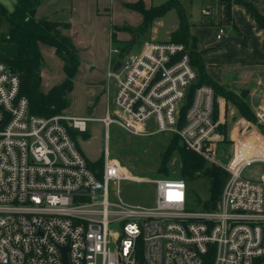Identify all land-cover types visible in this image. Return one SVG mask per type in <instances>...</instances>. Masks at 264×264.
<instances>
[{"label":"built area","instance_id":"built-area-1","mask_svg":"<svg viewBox=\"0 0 264 264\" xmlns=\"http://www.w3.org/2000/svg\"><path fill=\"white\" fill-rule=\"evenodd\" d=\"M109 51L122 59L105 72L116 85L115 111L107 106L102 118L30 114L18 75L0 61V264H65V246L68 264H205L210 250V264H264L262 139L236 138L211 210L187 208L184 179L132 175L107 149L98 175L87 165L70 131L86 132L95 120L137 136L173 132L198 154L218 138L215 92L199 83L190 46L144 40L136 53ZM255 116L264 125V111ZM255 163L260 179L243 176ZM121 180L153 185L155 205L129 204L116 186L111 199Z\"/></svg>","mask_w":264,"mask_h":264},{"label":"crops","instance_id":"crops-1","mask_svg":"<svg viewBox=\"0 0 264 264\" xmlns=\"http://www.w3.org/2000/svg\"><path fill=\"white\" fill-rule=\"evenodd\" d=\"M137 1L148 8L167 0L40 1L34 13L35 19L68 25L61 30L70 38L78 55L73 87L78 82L87 84L94 78L104 77L106 70L112 66L111 60L117 59L116 55H110L111 45L120 47L117 41L128 39L127 31L122 29L126 25L132 26L127 23L128 17L132 13L137 14V26L141 23L140 13L127 6ZM178 1L187 18L189 34L195 41L191 48L194 57H199L201 61V64L194 65L199 75L203 73L219 87L239 96L254 114L264 111V29L257 25L250 10L240 3L251 2L264 16V0ZM203 8L210 10V14L203 16ZM168 15L165 32L170 33L178 27V16L174 9L168 11L165 17ZM163 24L162 20L153 23L150 38H156L157 27ZM218 28L224 30L219 39L216 38ZM39 48L43 58L41 86L43 91H47L65 79L63 62L54 48L44 44H40ZM216 105L218 117L214 114V118L228 128L224 138H264L256 130L242 135L240 129L247 121L240 119L234 106L223 97H216ZM65 113L83 116L70 113L68 108Z\"/></svg>","mask_w":264,"mask_h":264},{"label":"rangeland","instance_id":"rangeland-1","mask_svg":"<svg viewBox=\"0 0 264 264\" xmlns=\"http://www.w3.org/2000/svg\"><path fill=\"white\" fill-rule=\"evenodd\" d=\"M14 3L15 0H0V5H2L8 12L13 10ZM1 11L2 9L0 8V13ZM132 14L133 15L128 17L129 21H127V23H131L130 25L132 26L129 27L126 25L127 28L123 29L127 31L128 39L125 41H117V44L120 47H124L125 45L128 46L135 36H138L135 42L130 45L128 53L138 52L144 40L171 41V32H165L168 27L167 20L169 15L165 17L166 14H164L163 16L155 19L147 30L139 31L137 29V14ZM157 20H162L164 24L157 27L158 31L156 32V38H150L153 33L152 25ZM0 22V33L5 32L7 25L3 20H1V18ZM128 28H131V30ZM115 58L122 59V56L116 55ZM115 87L116 85L114 81H109L107 84L105 74L103 78L102 76H99L87 84H84L83 82L74 84V87L67 95L69 112L89 115L93 118L102 117L105 115L106 107L109 106L110 111L114 113L115 105L113 101ZM40 89L44 93L50 90L43 91L41 84ZM92 90L94 91V94H92ZM221 97H223L226 102L234 106L236 114L240 119L245 122L247 121L245 123L246 125L242 126L240 129V133L242 135L254 130L264 135V131L260 127L262 126L264 128V125H259L257 123L255 114L248 106H246V110L249 112V115L247 116L239 111L236 104L233 102V99H228L224 96ZM235 98L237 101L242 102L239 96L236 95ZM62 114L70 115L65 113V111ZM215 117H218L217 105ZM222 124H219L217 127L218 138H214L210 143L206 144L203 154H196L200 155L205 160V167L215 166L221 168L226 172L228 178L229 172L227 170V165L234 151L236 138H224L228 128L224 123ZM151 130L152 128L149 126L145 129L146 132H150ZM76 139L81 153L88 161L98 163L99 166L97 170L99 171L102 169L107 149L109 160L116 161L118 164L126 168L132 175L143 178L189 179L182 173V160L178 152V147L183 146L187 150L190 149L187 148V146L173 132H160L137 136L124 131L114 124L106 130L100 121L95 120L88 123L87 133L83 136L76 137ZM257 139H262L264 141V138ZM162 160L164 162V167L159 169ZM262 168L263 165L260 163L252 164L244 169L243 176L255 180L260 179ZM191 179V181L187 182L188 189L191 190L192 193L197 194L200 200H205L209 194L208 177L203 176L200 172H197ZM113 186L118 188L121 199L129 204L145 207H152L155 205L156 190L153 185L145 182L121 180L117 184H111V199L113 198ZM198 208L199 206L195 209L198 210Z\"/></svg>","mask_w":264,"mask_h":264},{"label":"trees","instance_id":"trees-1","mask_svg":"<svg viewBox=\"0 0 264 264\" xmlns=\"http://www.w3.org/2000/svg\"><path fill=\"white\" fill-rule=\"evenodd\" d=\"M40 1L15 0L11 12H8L0 5L2 9L0 18L7 25L6 31L0 33V61L5 63L8 68L12 69L18 75L20 80V94L28 100L29 113L49 117L55 114H62L68 108L67 95L73 87V78L78 67V55L70 38L61 30V28H67V24H60L59 22L49 20H37L34 18L35 10ZM240 3L250 10L257 25L264 29V16L254 8L253 4L251 2ZM127 6L140 13L142 17L141 23L137 27L139 31L147 30L155 19L174 9L178 16V27L171 32V41L183 43L191 48L194 46V38L189 34L187 18L178 0H167L158 6L148 8H145L141 1L127 4ZM124 28H127V26H124L122 29ZM128 29L131 30V28ZM40 44L54 48L57 56L63 61V71L65 73L64 81L59 85L53 86L46 93L40 89V72L43 64V58L39 48ZM127 47V45L120 47L122 53L126 51ZM192 50L190 51L191 64L193 66L196 63L201 64L199 57H194L195 54ZM199 83L210 85L214 89L215 97L220 95L228 99H233L239 111L244 115H249V112L246 110V104L237 101L235 94L219 87L203 73L200 74ZM252 120L254 121L253 118ZM260 127L264 131V128L262 126ZM86 133L87 131L83 133L70 131L71 137L78 148L76 137L83 136ZM178 152L182 160V173L189 178L188 180L184 179L186 183L191 181V178L197 172L202 173L203 176L209 179V194L205 200H200L197 194L192 193L188 189L187 208L195 209L199 206L198 210L213 209L216 206L226 181V172L215 166L205 167V160L200 155L185 149L183 146L178 147ZM86 161L87 165L98 175L100 172L97 170L99 164L92 163L87 159ZM163 167L164 162L162 160L159 169ZM211 261L212 251L210 250L206 255L205 264H210Z\"/></svg>","mask_w":264,"mask_h":264},{"label":"water","instance_id":"water-1","mask_svg":"<svg viewBox=\"0 0 264 264\" xmlns=\"http://www.w3.org/2000/svg\"><path fill=\"white\" fill-rule=\"evenodd\" d=\"M137 37H138V36H135L134 39L130 42V44H129L128 47H127V50H129L130 45H131L132 43L135 42V40H136ZM119 67H120V61H116V62L114 63V65H113V67H112V70H113V71H117V69H118ZM9 71H10V72H13V70L10 69V68H9ZM65 250H66V246L62 248L63 261H64L65 264H68V262H67V260H66V256H65Z\"/></svg>","mask_w":264,"mask_h":264}]
</instances>
